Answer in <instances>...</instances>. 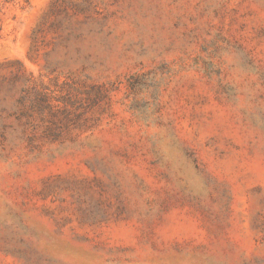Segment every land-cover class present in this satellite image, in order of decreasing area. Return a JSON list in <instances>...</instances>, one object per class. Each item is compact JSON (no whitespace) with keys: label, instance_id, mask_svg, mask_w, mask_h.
Returning a JSON list of instances; mask_svg holds the SVG:
<instances>
[{"label":"rangeland","instance_id":"rangeland-1","mask_svg":"<svg viewBox=\"0 0 264 264\" xmlns=\"http://www.w3.org/2000/svg\"><path fill=\"white\" fill-rule=\"evenodd\" d=\"M0 264H264V0H0Z\"/></svg>","mask_w":264,"mask_h":264}]
</instances>
